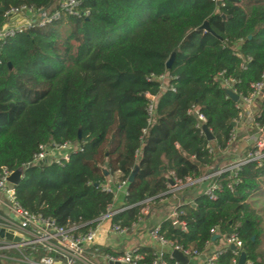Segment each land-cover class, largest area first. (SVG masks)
I'll return each instance as SVG.
<instances>
[{
  "label": "trees",
  "instance_id": "1",
  "mask_svg": "<svg viewBox=\"0 0 264 264\" xmlns=\"http://www.w3.org/2000/svg\"><path fill=\"white\" fill-rule=\"evenodd\" d=\"M59 1L0 0V28L11 9L51 15ZM204 23L209 31L201 29ZM263 71L264 0H226L224 7L212 0H81L76 16L1 42L0 177L29 164L40 146L75 144L80 151L69 162L24 172L15 186L17 204L84 232L112 207L116 186L109 180L115 178L126 183V209L112 222L130 227L143 201L158 204L169 179L214 172L219 159L207 147L225 148L238 117L222 81L236 80L237 91L247 95ZM151 76L166 80L147 81ZM259 109L264 124V100ZM195 112L212 142L197 128ZM236 180L230 173L212 179L215 200L200 194L180 206L177 220L185 230L165 220L161 236L207 253V243L222 248L223 237L235 234L245 260L264 264L263 210L253 205L264 195V167L245 165ZM215 228L221 239L212 242ZM140 253L151 264L153 252ZM232 260L226 250L214 264Z\"/></svg>",
  "mask_w": 264,
  "mask_h": 264
},
{
  "label": "built area",
  "instance_id": "2",
  "mask_svg": "<svg viewBox=\"0 0 264 264\" xmlns=\"http://www.w3.org/2000/svg\"><path fill=\"white\" fill-rule=\"evenodd\" d=\"M212 2L216 7H224L226 0H212ZM80 5L81 0H60L58 8L51 15L46 11H35L26 7L11 9L5 14V23L0 28V47L1 42L7 38L21 34L34 25L41 27L45 23L61 20L64 15L76 16ZM15 21L16 24H14ZM235 56L240 57L239 54H235ZM249 61L250 59H247V62ZM243 65H241V69H244ZM155 80L163 82L166 78L164 76L158 78L151 76L147 79V81ZM238 83L234 79H223L222 81L224 90L231 91L237 96V102L234 105L238 111V117L232 123L233 129L226 146L223 149H219L215 144L207 147L208 152L215 154L216 158L233 156L232 162L227 166L216 168L212 174L198 180L189 178L184 181L176 178L169 179L166 185L167 191L162 195L163 197L158 201V204L156 205L152 199L143 201L140 216L130 227H121L112 222L116 214L126 209L122 207L117 210L108 208L105 213L98 217L95 226L87 231L79 232V227L61 228L51 219L41 215H33L20 207L15 199V186L7 181L14 171L3 170L0 177V195L2 196L0 204L3 208L0 211V230L3 231L4 235L0 237V264H145V258L140 253L142 248H149L153 252L154 259L151 264H168V260L177 263L178 261L172 257L173 252L180 253L185 258L186 264L195 259H199V264H214L218 256L226 250L232 252L231 264H238L243 251L242 244L235 234L223 237L222 248L218 250L211 243H207L206 247L210 250L203 253L195 250H184L174 242L165 239L160 234V226L147 230L144 228L145 219L154 213L156 206H167L180 188L205 182L207 185L202 195L215 200L214 192L218 186L212 179L230 173L235 180L234 184H236L238 182L236 180L237 172L241 167L249 164L254 165L255 168L264 167V124L259 123V103L264 100V71L260 80L251 85V91L247 95L237 91L236 84ZM152 108L151 103L147 109L149 115L152 113ZM195 115L200 122L197 128L201 130L205 119L197 112ZM238 126L243 127L242 129L248 134L242 139L245 146L240 153L234 149L237 142ZM79 151L80 148L77 145L70 143L40 146L38 153L25 166L31 167L48 162L55 164L69 162L72 155ZM125 185V182L118 183L116 191H123ZM103 190L112 192L110 187H104ZM190 203L182 202L172 205L166 219L172 221L176 227H182L185 230V225L179 224L177 220V209ZM144 230L150 241L149 247L140 244L131 246L121 244L130 234L143 233ZM210 235L211 237L219 236L217 229L210 230ZM6 236H10L11 239ZM219 239H221L220 236ZM231 246H234L235 249L231 250ZM244 264L251 263L245 260Z\"/></svg>",
  "mask_w": 264,
  "mask_h": 264
},
{
  "label": "crops",
  "instance_id": "3",
  "mask_svg": "<svg viewBox=\"0 0 264 264\" xmlns=\"http://www.w3.org/2000/svg\"><path fill=\"white\" fill-rule=\"evenodd\" d=\"M243 127L238 126L237 131H238V135H240V138L237 139L239 141H243L242 139L245 138L248 134L246 133V131L244 129H242ZM243 145V146H242ZM244 144H240L239 147L238 146H234V149H236L239 153L241 151L244 150ZM218 159V158H217ZM110 185L109 186H116L115 188H117V184L118 182L115 180V178H110L109 180ZM207 183H200V184H196V185H192V186H185L183 188H180V190L178 192H176L173 196V199L170 200V203L166 206H162V205H158L156 206V210L154 211L153 214H151V216L147 217L145 219L144 222V228L145 230L150 229L152 227H156V226H161V224L167 220V214L171 208L172 205H177L178 203H182V202H191L190 204L193 203V199L198 196V195H202V192L204 191L205 187H206ZM114 200H113V205H112V209L113 210H117L123 207V203H124V192L123 191H116V189L114 190ZM0 209L3 210L2 205L0 204ZM143 228V229H144ZM145 230L143 231V233H132L130 234L126 239L123 240V242L121 243L124 246H131L134 244H140L144 247H149L150 246V241L148 236L146 235ZM215 249H221V248H216L214 246ZM200 261L199 259H195V260H190L188 262V264H199Z\"/></svg>",
  "mask_w": 264,
  "mask_h": 264
},
{
  "label": "water",
  "instance_id": "4",
  "mask_svg": "<svg viewBox=\"0 0 264 264\" xmlns=\"http://www.w3.org/2000/svg\"><path fill=\"white\" fill-rule=\"evenodd\" d=\"M201 29L205 30V31H209L208 26L206 23H204L201 26ZM171 64V60L169 62L166 63V68H169ZM8 67L10 68V65L8 64ZM226 96L233 102H237V96L235 94H233L231 91L226 90L225 91ZM201 131L203 133V135L205 136V139L207 142H212L213 141V136L211 135V133L208 131V129L206 128L205 125H202L201 127ZM39 165H43V163H39ZM30 166H23L21 168H19L18 170L14 171L11 176L7 179L8 183H10L13 186H17L21 180L22 175L24 174V172L29 168ZM129 181H131V178L129 179ZM172 184V182H171ZM124 193H126V188H124L123 190ZM3 231L0 230V237H3ZM8 239H11L10 236H6ZM219 239L218 235L212 236L211 237V241L215 242L216 240ZM16 241V239H15ZM231 250H234V246L230 247ZM172 257L174 260L180 262V263H185V258L178 252H173L172 253ZM245 262V255L244 253H241L240 258L238 260V264H244Z\"/></svg>",
  "mask_w": 264,
  "mask_h": 264
},
{
  "label": "rangeland",
  "instance_id": "5",
  "mask_svg": "<svg viewBox=\"0 0 264 264\" xmlns=\"http://www.w3.org/2000/svg\"><path fill=\"white\" fill-rule=\"evenodd\" d=\"M14 24H16V21ZM241 143L244 144L243 141L237 140V142L235 143V146L239 147V145ZM218 159H219V160H217V163H218L217 166L218 167H216V168H221V167L229 165L232 162V160L234 159V157L233 156H225V157L220 156ZM0 198H2L1 195H0ZM253 205H254V208H256L257 210H263V216H264V195L254 198L253 199ZM0 211H1V209H0ZM3 264H14V263H3Z\"/></svg>",
  "mask_w": 264,
  "mask_h": 264
}]
</instances>
